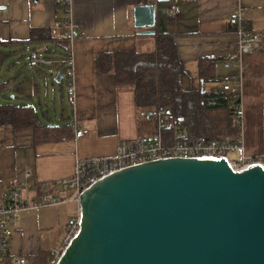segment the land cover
I'll use <instances>...</instances> for the list:
<instances>
[{"label": "crops", "instance_id": "obj_1", "mask_svg": "<svg viewBox=\"0 0 264 264\" xmlns=\"http://www.w3.org/2000/svg\"><path fill=\"white\" fill-rule=\"evenodd\" d=\"M58 1L0 0L8 7L0 12V65L4 62L3 58H9L12 52L24 53L27 61L30 50L53 58L61 54L60 47L53 40L61 38L63 33L64 16ZM146 3L149 0H71V21L82 35L72 44L75 102L72 117L69 115L67 118L68 124H72L75 118L78 125L88 130L87 136L32 146L30 130L12 132L9 127L0 126V142L13 138L14 146L23 151V159L16 167L15 161H9L0 148V183L4 189L20 185L24 170L29 168L34 176L29 181L31 195L49 189L64 198L69 193L54 185V181L72 174L76 156H113L119 141L156 133L154 120L147 118L144 113L147 121L140 122L133 89L116 86L110 73L100 75L94 71L93 61L97 52L128 45L149 52L154 49L155 33L169 32L174 36L178 59L186 70L184 86L191 83L198 85V58L214 56L218 79L204 83L203 87L208 91H222V78L241 73L242 70L228 60L229 54L236 48L239 35L236 22L228 19L229 13L242 6L241 16L245 27L264 34V0H179L181 11L176 18L164 12L167 2H163L157 5L159 9L155 12L152 27L154 33L141 35L138 32L142 29L134 27L133 9L136 5ZM39 28L50 29L49 33L40 37L50 34L52 40L36 38L28 43L31 30ZM57 65L55 61L51 67L29 66L28 74L24 75L25 79H30L29 89L24 85L22 91V84L16 82L0 96L10 97L15 105L37 102L38 106H42L44 102L47 108L45 96L37 91L49 81L66 83L64 71ZM5 81L8 84L11 82L10 74L5 73L3 77L0 69V82ZM240 106L242 118L239 133L244 140L245 153L264 155V76L242 78ZM63 112L62 107L60 119L64 118ZM55 115V111L54 116L44 114L48 124H61ZM53 156L63 161L53 164L49 160ZM52 164L53 167L49 169L48 166ZM69 203L22 210L10 236L11 255L29 257L39 249L52 251L58 246L66 235L70 218L78 214V203L73 202V208L68 206Z\"/></svg>", "mask_w": 264, "mask_h": 264}, {"label": "water", "instance_id": "obj_2", "mask_svg": "<svg viewBox=\"0 0 264 264\" xmlns=\"http://www.w3.org/2000/svg\"><path fill=\"white\" fill-rule=\"evenodd\" d=\"M133 11L138 33L153 34L155 4ZM78 205V231L57 264H264L259 164L235 170L218 157L149 161L99 179Z\"/></svg>", "mask_w": 264, "mask_h": 264}, {"label": "built area", "instance_id": "obj_3", "mask_svg": "<svg viewBox=\"0 0 264 264\" xmlns=\"http://www.w3.org/2000/svg\"><path fill=\"white\" fill-rule=\"evenodd\" d=\"M156 10L159 9L156 0ZM63 10L62 38L68 41V51L54 58L36 50L28 52V65L31 68L51 67L54 62L63 70L66 77L67 94L75 102V85L73 80L74 56L72 53L73 42L82 35V32L71 21V0H59ZM7 5L0 3V12L7 10ZM164 12L176 18L180 14L179 0H168ZM242 6H238L229 13L228 19L236 22L238 41L236 48L229 54L228 60L242 68L243 56L253 50L263 41L262 32L253 31L245 27L241 16ZM242 72V70H241ZM241 73L224 76L221 80V90L229 95L230 103L228 111L236 119V125L240 127L242 108L240 106ZM236 101H239L236 103ZM146 117L155 121L156 133L151 136H141L133 140L119 141L113 156H95L90 158L74 159V171L68 178L54 181V185L69 195L64 198L49 189H43L37 194L31 195L29 181L34 178L33 171L26 168L20 185L10 186L7 189L0 183V264H33L24 255H11L9 251L10 236L22 210L27 208H40L56 205L62 202H76L81 192L93 185L96 181L118 170L149 161L168 158L190 157H218L225 158L232 169L242 170L251 165L264 166V155H248L245 153L244 140L239 133L232 139H217L215 137L198 136L189 138L186 130L176 125L175 119L169 114L167 108H148ZM73 138L82 139L87 136L88 130L77 124L74 118L72 122ZM172 129V133H169ZM231 154V155H230ZM79 213L72 217L68 223L67 232L62 242L52 249V257L48 264H57L72 237L79 228Z\"/></svg>", "mask_w": 264, "mask_h": 264}, {"label": "trees", "instance_id": "obj_4", "mask_svg": "<svg viewBox=\"0 0 264 264\" xmlns=\"http://www.w3.org/2000/svg\"><path fill=\"white\" fill-rule=\"evenodd\" d=\"M49 31L48 28L32 29L27 42L31 43L36 38L52 40L50 34L40 37ZM59 38L53 40L62 49L61 54H64L69 48L68 41ZM215 63L214 56L198 58L199 86L192 83L184 86L186 70L178 59L174 36L169 32L155 33L152 51H139L134 45L122 46L97 52L93 61L97 74L110 73L116 86L133 89L135 105L139 110L167 108L176 125L184 128L189 138L207 136L221 139L216 135L217 131H229L234 125L232 114L227 109L229 95L223 91H208L203 87L204 83L218 79ZM241 75L243 78L264 76V36L260 44L243 56ZM7 89L8 83L0 82V94ZM0 126L9 127L14 132L30 130L32 146L73 138L71 124L45 123L32 104L15 105L0 101ZM236 129L239 133L240 128ZM168 132L172 133V129ZM51 257L50 250L39 249L27 258L33 264H48Z\"/></svg>", "mask_w": 264, "mask_h": 264}, {"label": "rangeland", "instance_id": "obj_5", "mask_svg": "<svg viewBox=\"0 0 264 264\" xmlns=\"http://www.w3.org/2000/svg\"><path fill=\"white\" fill-rule=\"evenodd\" d=\"M60 50L62 51L61 48H60ZM3 60H4L3 64L0 65V69H2V75L4 77L5 73H7V74L9 73L10 77H11V82L8 84V88H9V86L11 87L16 82L17 83L20 82L23 86L21 88V90L24 91V89H25L24 85L27 86L26 89L28 90L29 89L28 88V82H29L28 80H30V79H28L29 77L27 79H25L24 75L27 72H29V65H28L27 57L24 55V53L12 52V54L9 58L6 57V58H3ZM64 77H65V73H64ZM184 80L185 79L183 78V81ZM41 86H42L41 90L39 92L37 91V93L45 96L47 108H46L44 102L42 103V106H38L37 102L31 103L37 108V112H38L40 119L42 121H44L45 123H48L46 121L44 114L45 115L50 114L51 116H54V111H55V113H56L55 116L61 123H63V122L68 123L69 118H67V116L70 115L72 117V111H73L74 103H72V99L67 95L66 83L63 81L61 84H59L56 82L53 83L52 81H49L47 85L45 84V85H41ZM0 101L3 103H12L13 102V100L10 97L2 98V96H0ZM23 103L26 104L27 102H23ZM62 107L64 108V112L62 115L64 118L60 119ZM145 112H146V110H144V109H140L138 111V117L140 118L141 123L143 121H147V118L145 116H143L144 115L143 113H145ZM232 120H233L232 123L234 126L231 130H229V131L218 130L217 131L216 135H219L220 137H222L221 139H232L237 134H239L236 128L239 129L240 127H238L236 125V119L234 117ZM215 138H217V137H215ZM217 139H219V138H217ZM0 148H2V154H5V157L9 161L14 160L15 166L18 167L19 161H21V159H23V156L21 158V153H23V151H19L14 146L13 138H9V141L0 142ZM49 160L52 161L53 164L56 163V165L58 163H61V161H63L62 158L54 157V156L51 157ZM53 164L49 165L48 168L51 169L53 167ZM73 171H74V166H73ZM72 174H73V172H72ZM70 176L62 177V178H68ZM62 178H58L55 181L60 180ZM47 183H50V182L48 181ZM18 185L15 184L14 186H18ZM71 204H73V205H71ZM71 204L69 203L68 206H70L72 208H73V206L75 207V203L71 202ZM44 251H48V249H44Z\"/></svg>", "mask_w": 264, "mask_h": 264}]
</instances>
